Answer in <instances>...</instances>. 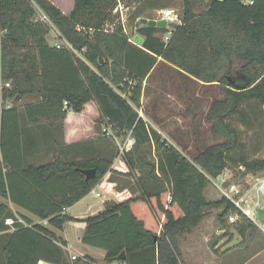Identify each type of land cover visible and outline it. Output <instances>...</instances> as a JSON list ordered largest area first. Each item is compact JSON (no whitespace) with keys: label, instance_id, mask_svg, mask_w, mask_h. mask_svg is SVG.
<instances>
[{"label":"trees","instance_id":"16d2710c","mask_svg":"<svg viewBox=\"0 0 264 264\" xmlns=\"http://www.w3.org/2000/svg\"><path fill=\"white\" fill-rule=\"evenodd\" d=\"M118 1L145 0H73L68 15L50 0H0L1 71L3 79L11 81L0 101L5 105L33 99L22 108L0 109V264H96L87 256L68 258L65 241L27 218L25 226L20 224L10 204L58 231L67 223H83L81 243L104 251L106 264L123 252L125 259L119 264H181L178 237L207 217L205 209L221 208L216 219L227 231L224 238L230 230L244 238L254 226L226 198L208 202L204 194L208 178L221 176L230 164L247 173L264 169V162L248 161L240 151L231 154L242 143L225 122L242 114L241 107L250 101L264 104V0H253L250 6L242 0H211L207 7L206 0H181L182 24L175 26L166 43L157 36H163L166 27L141 25L140 18H155L136 13L129 20L137 22V33L143 37L140 47L129 41L120 22L113 24ZM35 7L72 50L49 46V25L36 19ZM106 24L113 25L112 31H103ZM160 66L221 89L223 100L212 102L208 119L214 121L212 131L224 138L223 143L203 151L196 148V155L187 158L139 116L135 109L141 106L143 82L151 80ZM90 102L99 112L96 141L114 144L101 132L104 121L135 140L122 153L121 166L111 168L117 156L113 146L110 156L98 151L89 160L57 156L39 165L26 163L32 150L23 142L21 117L27 126L62 133L67 112L80 113ZM109 144L105 151H110ZM92 169L95 178L86 180L83 171ZM107 175L109 181L128 182L126 198L107 202L103 212L84 220L63 212ZM231 215L238 218L232 224ZM7 219L13 220L12 226L5 224ZM217 243L211 245L212 251Z\"/></svg>","mask_w":264,"mask_h":264},{"label":"rangeland","instance_id":"374dc122","mask_svg":"<svg viewBox=\"0 0 264 264\" xmlns=\"http://www.w3.org/2000/svg\"><path fill=\"white\" fill-rule=\"evenodd\" d=\"M210 1L211 0H206L204 7H207ZM50 2L59 8L61 12L63 11L65 13H68L73 7V0H50ZM181 4V0H145L138 4H128L127 1L123 2L124 22L122 24H124L128 37L132 36L134 28L137 27V22L132 24L129 20L130 17L134 18L133 16L136 13L150 18H156L157 11L171 9L178 12L180 18ZM119 16V14L116 15L113 24L121 23ZM36 19L43 20L49 24L50 30L46 36V40H48L50 46L56 47V45H58L69 49L61 38L58 30L52 26L50 22L47 21L46 17L38 10ZM157 36L162 40L161 33ZM147 88L143 105L140 106V109L135 110L148 125L157 123L158 126L155 127H159L158 130L161 132L160 135L162 139L166 141L169 146L175 148L187 158H190L196 155V148L203 151L210 146H215L224 142V138H220L213 133L212 128L214 121L208 119V112L212 102L215 100H223L219 87L215 85H204L202 82L190 77L182 78L177 71L160 66L153 77H151V81ZM146 95H149V98ZM32 100L33 99L30 97H25L18 100L16 103H12V100L6 103H8L9 106L13 105L22 108L25 103ZM241 108L242 114H234L225 121L236 130L242 143L241 147L233 150L231 154L240 151L241 153L239 154L244 156L248 161L257 160L259 162H264V104L253 100L243 105ZM122 136H131V134L127 133L124 135L119 133L117 135V140L121 141ZM117 142L119 143V141ZM121 144L122 143H120V146ZM112 146L120 162L119 165L117 163L119 167L122 165V153L124 152L120 151L115 142ZM156 155L157 154L153 152L152 160H156ZM38 158L40 161H45V155L42 157L39 156ZM263 176L264 169L256 173H247L243 167L230 164L222 175L219 176L220 178H208L209 185L204 196L208 202H217L225 197V190H228L231 185H234L235 188L239 190L238 196L243 198V205H246L247 208L254 209L253 216L256 223L264 227V197L257 191L259 180ZM121 178L130 180L124 177ZM104 179H109V176H105ZM131 181L132 180H130V183ZM97 191H99L100 194L103 193V190L101 191L98 190V188H94L93 193L86 199L85 204L92 206L96 203L103 204L106 201L104 194L101 198L95 197V192ZM123 198H126V196H121L119 200ZM107 202L114 201L109 200ZM220 210L221 208L205 209L204 212L207 213V217L193 229L194 232L191 234L184 233L178 237L177 248L181 264H199L197 260L193 261L188 260L189 258L187 259L185 254H188V252H192L195 258H197V255L207 256L210 260L206 258L208 264L216 262V259L212 257L213 251L211 245L223 240L224 234L227 233L216 219ZM230 231L227 236H225L226 238L228 236L232 237L233 244L231 243L232 245L230 246L234 249H239V251L235 253V256L238 255L239 257V260L236 261L237 264H264V235L262 231L252 226L244 238ZM76 236V230L70 232L72 247L77 253L81 252V250L78 245L79 243H77ZM219 246L218 249H221L222 245L220 244ZM92 250L91 254L97 259L100 258V254H104V251L100 249L92 248ZM228 263L232 264L230 261Z\"/></svg>","mask_w":264,"mask_h":264},{"label":"crops","instance_id":"0c3cea01","mask_svg":"<svg viewBox=\"0 0 264 264\" xmlns=\"http://www.w3.org/2000/svg\"><path fill=\"white\" fill-rule=\"evenodd\" d=\"M73 8V7H72ZM72 9L69 10L68 13H64L65 15H68ZM171 10V9H170ZM139 22V20H138ZM137 28H134V32L132 33V36L138 35L140 38L143 39L141 35L137 33ZM48 42V40H47ZM133 43V42H131ZM137 47H140L141 45H137L136 43H133ZM50 46V45H49ZM52 46V45H51ZM160 59H158L159 62ZM151 80L145 79L143 82V90L146 92V88L148 87V84ZM148 89V88H147ZM145 92H142L141 96V102L140 105H143ZM149 98V95H146ZM99 112L97 109V106L94 103H87L84 106V109L80 113H74L73 111H68L66 118L63 121L62 126V133L60 130L56 129L57 131L52 130V128L41 126L40 128H33L31 126H27L25 124V120L21 117V125L24 128V137L23 142L27 143V148L31 149V156H27L25 158L26 163L30 162L35 165L42 164L39 160V156L45 155L44 162H48L56 158L57 156H60L62 159L67 161H81L85 159H91L97 156L98 151H101L103 154L108 152V155L110 156L112 154V146L109 144L111 142L104 141H96L97 133L95 130V123L98 120ZM154 130H156L159 134L161 133L160 130H158L157 123H151L150 125ZM177 127V126H176ZM47 139L45 140V138ZM31 142V146L28 145V143ZM87 143V144H84ZM107 144H109L110 151H105ZM83 145V146H81ZM83 148V149H82ZM85 148V149H84ZM100 149V150H99ZM28 161V162H27ZM43 161V160H42ZM120 162L118 161L117 157H115L112 161L111 168H117ZM122 164V162H121ZM117 165V166H116ZM103 185V188H102ZM95 188H98V190H103V193L100 194L99 191L95 192L96 198H101L104 194L106 197V201L103 204L96 203L95 205H87L85 204L86 199L89 197L90 194L93 193V190L83 199H81L79 202H77L74 206L65 209V214L70 215L71 217L78 219V220H84L88 217L97 215L100 212H103L105 210V204L107 201L112 200L114 202H121L119 198L121 196H127L126 194L130 193V187L128 183H125L122 180H118L116 178L109 181V179L102 180ZM100 194L99 197L96 196V194ZM10 207L15 214L16 218L19 219L21 222L20 224L26 225L24 222V218H27L33 222V224H40L49 231L53 232L55 236L58 239H62L66 242V247H64V252L68 258L71 256H75L76 258H84V257H90L92 258L96 264H105L104 263V254H100V258L97 259L92 255V248L89 246H85L81 243V239L84 233L85 225L83 223H67L64 225L62 231L55 230L53 227H51L46 220L40 221L37 218H35L30 213L15 207L10 204ZM219 213V212H218ZM22 218V219H21ZM254 226L257 227L260 231V225L256 223L255 218L254 220L250 219ZM77 231L76 240L77 243H79V247L81 252H75L72 247V241L70 237L71 231ZM13 231V228H9L7 232L11 233ZM193 231L188 232L187 234L193 233ZM233 231H231L232 233ZM235 233V232H234ZM263 233V232H262ZM264 235V233H263ZM239 236V235H238ZM233 238L228 236L227 238H223L220 242L217 243L216 247L214 248V251L212 252L213 258L216 259V262H213V264H229L230 261L232 264H237L236 261L239 260L238 255L235 256L237 251L239 249H234L230 245L233 244ZM223 242V243H222ZM225 243V244H224ZM232 243V244H231ZM222 245L221 249H218ZM219 246V247H218ZM188 251V250H187ZM216 251V253H215ZM211 254V255H212ZM234 254V255H233ZM194 254L192 252L186 253L185 256L188 260H193L199 263L203 264L208 262L206 261L207 256L204 255H197V258L193 256ZM184 256V255H183ZM257 256V255H256ZM209 260V259H208ZM212 260V259H211ZM210 261V260H209ZM41 264H49L43 261H39ZM110 264H119L118 261H115Z\"/></svg>","mask_w":264,"mask_h":264},{"label":"built area","instance_id":"2783aa9c","mask_svg":"<svg viewBox=\"0 0 264 264\" xmlns=\"http://www.w3.org/2000/svg\"><path fill=\"white\" fill-rule=\"evenodd\" d=\"M242 2L244 4H246V5H249V6L253 5V0H242ZM35 9H36V13H37L38 8L35 7ZM39 12H41V11H39ZM157 12L158 13H157L156 18L154 20L156 22H161V21H165L166 22V26L165 27L167 29V32L162 36V41L164 43H166L168 41L169 37L171 36V34L173 33V31L175 30L174 29L175 26L181 25L182 23H181V21L179 19L178 12H176V11L165 9V10H161V11H157ZM112 13H113V15H118L119 14L120 15L119 19L121 20V24L124 22L123 5L119 1L117 2V5L113 9ZM41 14H42V12H41ZM47 21H48V19H47ZM122 26H123L124 33L127 34L126 29L124 27V24H122ZM112 29H113V25H111V24H106L103 27V31L104 32H110V31H112ZM63 41L67 44V47H69V49L72 50V47L65 40H63ZM129 41L133 42V36L129 37ZM59 47L60 46L56 45V48H59ZM10 88H11V81H5L3 79V77H2L1 62H0V97H1V95H2L4 90H9ZM64 106H66V103H64ZM8 107H9L8 103L3 105L1 103V101H0V109H2V108L7 109ZM101 132L106 137L112 139L118 145V147H119L121 152L129 151L132 148V146H133V144L135 142L134 138L131 137V136H124V137L121 138V141L117 140L118 139L117 138L118 131L114 130L113 126L108 121H104L103 124L101 125ZM117 141H119V143ZM120 143H122L121 144L122 147L120 146ZM218 178H220V177H218ZM225 191L226 192H224V196H225L224 198H226L237 209H239V211L244 216H246L249 219L254 220V216H253L254 209L247 208L246 205L245 206L243 205L244 204L243 203V198L238 196L239 190H237L234 185H231L229 187V189L225 190ZM257 191L264 197V176L259 180V184L257 186ZM96 196L99 197L100 194L97 193ZM254 208H256V207H254ZM64 211H65V209H64ZM237 220H238L237 215H231L228 218V222L230 224L235 223ZM19 223H21V222L19 221ZM5 224L7 226H12L13 220L12 219H7V220H5ZM260 229L264 233V227H260ZM70 259L71 260H75L76 257L75 256H71ZM37 264H41V263L38 262Z\"/></svg>","mask_w":264,"mask_h":264},{"label":"water","instance_id":"95a60500","mask_svg":"<svg viewBox=\"0 0 264 264\" xmlns=\"http://www.w3.org/2000/svg\"><path fill=\"white\" fill-rule=\"evenodd\" d=\"M139 23L141 25L144 26H148V27H165L166 26V22L165 21H161V22H156L155 20H149L146 18H140L139 19ZM133 42L136 43L137 45H141L143 43V39L140 38L138 35L134 36L133 38ZM19 98V97H17ZM83 175L85 177L86 180H90V179H94L95 175H96V171L94 169L92 170H84L83 171ZM125 259V253L123 252L120 256H118L117 258H115V261H122Z\"/></svg>","mask_w":264,"mask_h":264}]
</instances>
